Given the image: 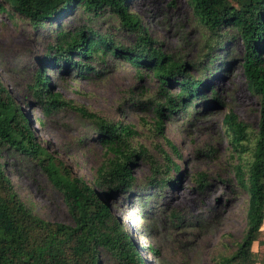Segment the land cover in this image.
<instances>
[{"label": "trees", "instance_id": "obj_1", "mask_svg": "<svg viewBox=\"0 0 264 264\" xmlns=\"http://www.w3.org/2000/svg\"><path fill=\"white\" fill-rule=\"evenodd\" d=\"M189 2L210 39L202 58L191 61L162 50L147 35L138 16L129 10V0H0V12L9 19L19 17L33 27L52 26V39L40 56L46 68L35 69L25 83L28 102L45 114L58 108L74 110L89 121L91 135L101 147L100 158L87 181L37 141L29 118L0 80V153L4 148L10 149L35 162L61 193L71 217L70 223H64L36 214L19 198L0 160V264H101L102 254L116 264H146L137 241L111 211L109 199L115 193L126 198H148L173 183L168 173L172 168L178 172L179 166L159 147L162 161L158 160L136 139L139 132L131 123L106 120L63 97L52 88L45 71L54 68L72 78L89 77L102 74L108 67V56L131 63L139 78L145 75L155 79L154 94L139 103L147 102L152 109L150 130L176 152L164 134V120L196 113L197 106L207 107L202 101L210 84L207 69L223 57L215 50L224 39L221 37L226 32L220 30L225 27H234L231 35L241 40L244 79L259 102L254 133L231 109L222 117L230 145L245 158L244 163L235 166L234 175L246 190L247 205L240 240L217 263L264 264V256L252 248L254 241L264 242L259 238L264 221V0ZM78 7L77 18L81 21L66 23L64 19ZM104 14L115 18L117 28L133 33L134 40L123 44L113 32L100 29L98 23ZM190 68H196L200 76L192 75ZM136 161L147 163L150 170L141 184L136 183L132 173ZM198 176L203 177L204 173L199 172Z\"/></svg>", "mask_w": 264, "mask_h": 264}, {"label": "rangeland", "instance_id": "obj_2", "mask_svg": "<svg viewBox=\"0 0 264 264\" xmlns=\"http://www.w3.org/2000/svg\"><path fill=\"white\" fill-rule=\"evenodd\" d=\"M129 10L138 16L147 35L168 54L191 61L207 52L208 31L189 0H129ZM79 12L78 7L64 19L66 23L79 19ZM116 24L113 16L104 14L98 27L113 32L123 44L131 43L133 33L117 28ZM223 30L226 34L221 39L225 40L215 50L223 57L207 69L210 84L202 100L207 107L197 106L196 113L164 120V134L175 145L176 152L150 130L152 109L147 102L139 103L154 94L155 79L145 75L139 78L131 63L108 56V67L102 74L89 77L72 78L54 68L45 71L52 88L63 97L106 120L131 123L139 132L136 139L158 160L162 161L159 147L179 166L178 172L172 168L168 173L173 183L148 198H126L115 193L109 199L111 211L137 241L146 264H218L221 255L235 248L245 229L247 193L234 175L235 166L244 163L245 158L238 156L230 145L222 117L231 109L254 133L259 100L246 85L240 61L243 46L238 36L231 35L235 28L225 27L220 32ZM52 36L49 24L33 27L19 17L9 19L0 12V80L29 118L37 141L89 181L101 153L91 135L89 121L69 108L45 114L24 96L31 74L37 68H46L40 56ZM189 72L200 76L196 68ZM0 160L15 192L36 214L71 222L61 193L35 162L6 148L1 150ZM199 172L204 176H198ZM132 173L136 183L141 184L150 170L147 163L136 161ZM259 238L264 240V221ZM252 248L264 256V242L254 241ZM101 261L116 264L106 254H102Z\"/></svg>", "mask_w": 264, "mask_h": 264}]
</instances>
